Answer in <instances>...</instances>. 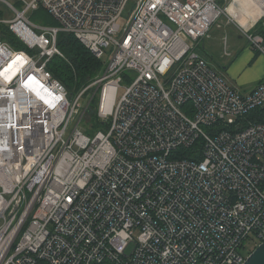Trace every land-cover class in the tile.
Wrapping results in <instances>:
<instances>
[{"label": "built area", "instance_id": "obj_1", "mask_svg": "<svg viewBox=\"0 0 264 264\" xmlns=\"http://www.w3.org/2000/svg\"><path fill=\"white\" fill-rule=\"evenodd\" d=\"M229 2L0 0L27 47L0 40V264H244L264 244V124L239 121L264 81L241 93L196 52ZM262 20L230 18L264 55ZM61 33L104 61L76 95L48 70Z\"/></svg>", "mask_w": 264, "mask_h": 264}, {"label": "trees", "instance_id": "obj_2", "mask_svg": "<svg viewBox=\"0 0 264 264\" xmlns=\"http://www.w3.org/2000/svg\"><path fill=\"white\" fill-rule=\"evenodd\" d=\"M42 14V21L47 24L56 25L53 17L44 9L38 10ZM9 17L7 7L0 3V19ZM40 22V23H41ZM257 33L264 36V30L258 25ZM0 40L8 42L17 50H25L27 47L9 30V27L0 24ZM58 47L65 58L56 56L48 65V70L53 77L59 80L67 88L71 95H76L83 87L87 86L92 79L97 77L104 67V61L97 59L75 36L61 33L58 38ZM95 103V100L93 104ZM95 105V104H94ZM93 105V111H95ZM93 121V122H92ZM242 128L253 123L264 124V107H259L239 120ZM93 133L106 129V123L99 120L97 112L92 117Z\"/></svg>", "mask_w": 264, "mask_h": 264}, {"label": "rangeland", "instance_id": "obj_3", "mask_svg": "<svg viewBox=\"0 0 264 264\" xmlns=\"http://www.w3.org/2000/svg\"><path fill=\"white\" fill-rule=\"evenodd\" d=\"M247 1L249 0H230L228 6L232 3L231 12L233 14H236L238 9L244 8L246 6L245 4ZM18 8L21 9V6H18ZM28 16L30 17L31 21L35 24L40 23L41 22L40 20H42V17H41L42 14L39 11H34L32 13H29ZM11 17H13V15H11ZM230 18L231 16L229 14L227 16H224L212 30L211 35L213 36L210 35V37L207 40L200 42L199 46L196 49V52L200 56L205 58L207 62L209 63V65L214 70L218 71L219 73L225 74L230 79L241 78V80L243 79V81H245L250 76H256L253 73H255L257 69L251 66L248 69V71L245 74H242V76L240 77H238L239 73H237L238 71L236 70H233L232 74L229 71L230 69L228 71L225 70L228 66L232 67L233 64H235V67H237L241 64L243 60H245L247 56V51L244 52L242 51V49L245 47V45H249V42H247L245 38L243 40L239 39L238 33L241 35V31L237 25L233 24V22L230 21ZM120 24L122 27H125L127 25V21L125 19H122L120 20ZM259 24H257V26ZM220 38L222 39L220 40ZM225 41L227 43H225ZM238 46H242L241 47L242 49L240 48V51L239 50L237 51ZM225 50L229 52L228 55H225ZM110 52H111V49L108 50V53ZM238 55H239V58L237 57ZM59 57L65 58V55L63 54V56H59ZM223 63H225V65H223ZM241 66L239 68H241ZM100 73L101 72H99V74ZM121 94H122V90L119 92V95ZM94 100H95L94 106H96L98 104V94L95 95ZM93 112L95 111L91 110L87 115L88 117H86V120H89V123L86 120H83L79 126L83 132L91 136L93 135V131L91 128H94L92 125L93 121L91 122L92 117H93Z\"/></svg>", "mask_w": 264, "mask_h": 264}, {"label": "crops", "instance_id": "obj_4", "mask_svg": "<svg viewBox=\"0 0 264 264\" xmlns=\"http://www.w3.org/2000/svg\"><path fill=\"white\" fill-rule=\"evenodd\" d=\"M257 20L258 19L251 16V14L249 12H245V11L242 15L240 14L238 16V22L241 23L244 27H249V26L253 25ZM259 25L262 27V30H264V20H262ZM211 36H213V35H211ZM238 37L241 40L244 39L243 36L240 35L239 33H238ZM222 38H220V40ZM241 47L242 46H238L237 51L238 50L240 51ZM242 51H244V52L247 51V56H246L245 60H243L241 62V64L237 67H235V64H233L232 67L228 66L225 70L228 71L230 69L229 71L231 72V74H232L233 70H236V71H238L237 73H239L238 77H240V76H242V74H245L248 71V69L252 66L253 68L257 69V71L255 73H253L256 76H250L249 78H247V80L243 81V79L241 80V78L230 79L225 74H223V73L222 74L225 75V77L230 82V84L233 85V87H235L236 89H238V91H240L241 93H244V94H249L257 87V85L259 83L264 81V55L256 52L250 45H245V47L242 49ZM239 55L237 56L238 58H239ZM238 58H236V59H238ZM223 65H225V63H223ZM240 66H241V68H239ZM257 67H259V68H257ZM254 82H256V83L258 82V83L256 84Z\"/></svg>", "mask_w": 264, "mask_h": 264}, {"label": "bare ground", "instance_id": "obj_5", "mask_svg": "<svg viewBox=\"0 0 264 264\" xmlns=\"http://www.w3.org/2000/svg\"><path fill=\"white\" fill-rule=\"evenodd\" d=\"M261 2H263V0H249L246 2L245 4L246 6L244 8L238 9L236 14H233L231 12V5H230L228 8V12L235 19L237 23H238V16L240 14H243L244 11L249 12L251 16H253L254 18L259 19L264 14V6L261 5ZM239 25L243 26L242 24Z\"/></svg>", "mask_w": 264, "mask_h": 264}, {"label": "water", "instance_id": "obj_6", "mask_svg": "<svg viewBox=\"0 0 264 264\" xmlns=\"http://www.w3.org/2000/svg\"><path fill=\"white\" fill-rule=\"evenodd\" d=\"M244 264H264V244L257 247Z\"/></svg>", "mask_w": 264, "mask_h": 264}]
</instances>
